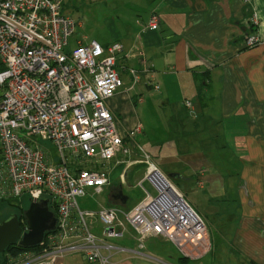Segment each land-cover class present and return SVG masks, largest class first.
<instances>
[{
    "label": "crops",
    "instance_id": "0c3cea01",
    "mask_svg": "<svg viewBox=\"0 0 264 264\" xmlns=\"http://www.w3.org/2000/svg\"><path fill=\"white\" fill-rule=\"evenodd\" d=\"M78 1L89 10L78 28L103 46L122 44L116 69L124 87L106 101L120 131L140 123L152 134V121L163 124L169 147L160 148L165 138L158 139L147 144L154 153L149 152L182 195H189L206 224L210 252L219 242L226 249L225 264H264V0ZM153 12L158 26L147 28ZM253 12L260 41L247 47L246 21ZM130 68L138 70L137 82ZM145 70L152 71L158 91L150 89ZM188 99L190 108L184 104ZM159 107L166 110L163 123ZM106 166L110 184L102 207L123 204L130 210L146 197L135 201L129 195L135 186L146 190V164L136 149L117 154ZM120 194L126 196L123 203ZM90 222L91 231L103 237L102 223ZM121 231L105 238V264L191 259L162 236L148 235L140 247L128 224ZM108 243L113 248H106ZM53 264L100 263L72 251Z\"/></svg>",
    "mask_w": 264,
    "mask_h": 264
},
{
    "label": "built area",
    "instance_id": "2783aa9c",
    "mask_svg": "<svg viewBox=\"0 0 264 264\" xmlns=\"http://www.w3.org/2000/svg\"><path fill=\"white\" fill-rule=\"evenodd\" d=\"M258 20L253 12L246 21L247 29L253 26L244 34L247 47L260 41ZM158 22L153 12L146 27ZM78 26V19L64 13L63 0H0V200L49 197L56 217L55 229L35 249L6 251L0 264H53L72 251L105 264V238L120 236L125 224L138 234L140 247L146 236H162L182 255L200 258L210 250L203 218L136 142L141 124L120 131L106 104L124 87L116 69L122 44L74 37ZM129 73L139 80L137 69ZM145 73L150 89L158 91L152 71ZM184 104L193 106L189 99ZM37 138L50 141L56 155ZM132 149L146 164L143 180L155 195L144 190L146 197L130 210H82L77 199L88 188L103 192L110 184L106 164ZM92 219L102 223L103 237L91 231Z\"/></svg>",
    "mask_w": 264,
    "mask_h": 264
},
{
    "label": "rangeland",
    "instance_id": "374dc122",
    "mask_svg": "<svg viewBox=\"0 0 264 264\" xmlns=\"http://www.w3.org/2000/svg\"><path fill=\"white\" fill-rule=\"evenodd\" d=\"M83 4L84 2L82 1H78V0H68L67 5H65V2L63 0V10L64 13L75 18L78 19L79 15L82 23L85 22L86 20V15L84 14V11L88 8H83ZM65 5V6H64ZM94 5V3H90V7H92ZM67 10H65V9ZM76 9V10H75ZM249 29L250 27H253L252 24H250V26H248ZM249 29L246 28V30L249 31ZM253 30V29H252ZM87 36L88 38H92L91 34H89L88 32H84V30H81L80 28H77L76 34L74 37L76 36ZM163 108L159 107L157 115H159L160 117H162V123H163V115L166 114V110L163 111ZM152 134L149 133L145 128H143L142 126V131L136 135L135 140H137V143L150 155H152L150 152L154 153L153 150H151L149 148V146H147V144L149 145L150 142L153 143L154 140H158L161 141L162 139H164V142L162 143V145L160 146V148L162 149H166L169 147V140H166V134L164 131V125L162 124L159 125V123H155L153 124L152 121ZM39 143L48 148L51 152V154L53 156L56 155V150L53 146V144L50 141H42L39 138H37ZM149 142V143H148ZM150 151V152H149ZM180 183V182H179ZM145 189L149 192V194L151 195H155V190L152 187V185H150V183L148 181H145L143 183ZM180 187H183V184H179ZM179 187V188H180ZM107 189H104L103 192L100 193H96L93 191L92 188H88L86 190L85 195L79 197L77 199L78 201V205L82 210H96L99 207H102V205L106 204V200H107ZM129 195L130 198L134 199L135 201L140 200L144 195H146V192H144L143 189H141L140 186H135L134 188H131V191H129ZM189 195L186 196V199L188 200ZM189 203L191 204L190 200H188ZM25 204H26V199L25 198H17L8 202H3L0 201V221L5 219L6 217H8L11 213H17L18 215H23V209L25 208ZM192 205V204H191ZM194 205V204H193ZM192 205V206H193ZM120 209H126L125 206L123 204H118ZM195 209V206H193ZM196 210V209H195ZM197 211V210H196ZM22 226L26 225V221L22 218ZM101 227V225H100ZM216 234V233H215ZM217 236V235H216ZM218 237V236H217ZM219 238V237H218ZM219 245V247L217 248V250L214 252L213 251L210 252V250L207 252V254L201 256L199 259L197 260H192V259H187L185 264H225V260H227L226 257V249L223 247L221 248V243L217 242ZM214 255V257H213Z\"/></svg>",
    "mask_w": 264,
    "mask_h": 264
},
{
    "label": "water",
    "instance_id": "95a60500",
    "mask_svg": "<svg viewBox=\"0 0 264 264\" xmlns=\"http://www.w3.org/2000/svg\"><path fill=\"white\" fill-rule=\"evenodd\" d=\"M119 197L122 203L125 202L126 196L120 194ZM48 203V198L28 201L22 212L26 220V230L21 226L15 212L0 221V253L15 243L23 248L36 247L45 233L55 229L56 217ZM108 229L111 228H105Z\"/></svg>",
    "mask_w": 264,
    "mask_h": 264
},
{
    "label": "trees",
    "instance_id": "16d2710c",
    "mask_svg": "<svg viewBox=\"0 0 264 264\" xmlns=\"http://www.w3.org/2000/svg\"><path fill=\"white\" fill-rule=\"evenodd\" d=\"M2 64L0 63V70L2 69ZM23 198H25L26 199V204L28 203V201H29V199L27 198V197H23ZM48 198V200H49V208L54 212V214H55V206H54V204L52 203V201H51V199L49 198V197H47ZM0 201H3V202H8V201H11V200H0ZM26 204H25V206H26ZM18 218H19V220H20V224H21V226H22V218L25 220V218H24V216L22 215H18ZM26 221V220H25ZM22 227H24V225L22 226ZM36 247H33V248H23V247H21L19 244H17V243H15V244H11V245H9L8 247H6L5 248V250L2 252V253H0V258H1V256L4 254V252H6V251H9V252H11L12 254H15V253H17V252H19V251H22V250H24V249H35ZM2 263H4L5 262V260H0Z\"/></svg>",
    "mask_w": 264,
    "mask_h": 264
}]
</instances>
